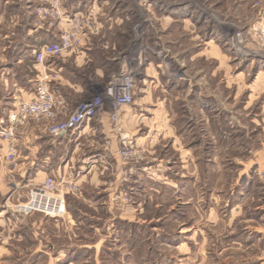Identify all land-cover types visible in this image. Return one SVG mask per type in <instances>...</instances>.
Here are the masks:
<instances>
[{
	"label": "rangeland",
	"instance_id": "rangeland-1",
	"mask_svg": "<svg viewBox=\"0 0 264 264\" xmlns=\"http://www.w3.org/2000/svg\"><path fill=\"white\" fill-rule=\"evenodd\" d=\"M65 4L69 16L84 22L90 49L88 68L80 71L84 94L69 98V110L102 98L113 77L136 69L131 106L139 126L133 136L122 129L141 157L122 160L117 137L122 165L102 177L108 190H79L75 196L81 197L66 202L90 224L73 231L74 245L89 248L84 257L75 254L74 264L83 258L85 264H264V47L249 33L259 22L262 0ZM106 106L111 114L105 103L93 120ZM17 141L13 162L0 155V218L10 221L0 227L1 237L18 233L15 224L26 214L17 208L45 180L25 184L21 175L29 166L21 167L24 151ZM83 195L95 207L81 203ZM122 205L137 207L134 222L117 218ZM44 217L36 213L32 221ZM45 230L56 234L50 225ZM30 232L26 240L17 234L6 240L10 250L0 256L2 264L50 263L32 256Z\"/></svg>",
	"mask_w": 264,
	"mask_h": 264
},
{
	"label": "crops",
	"instance_id": "crops-1",
	"mask_svg": "<svg viewBox=\"0 0 264 264\" xmlns=\"http://www.w3.org/2000/svg\"><path fill=\"white\" fill-rule=\"evenodd\" d=\"M67 1L64 0L65 3ZM262 3L264 7V0ZM80 4L81 2H77V5ZM34 6V3L27 2V0H0V122L7 119L17 101L33 98L36 78L43 71L56 75L51 85L52 92L55 96L64 99L66 103L71 102L70 97H81L85 91L84 75L80 76V71L86 70L90 63L87 55L90 49L87 48V42L84 41L76 50L68 51L59 58L49 60L44 67L35 64L34 52L42 47L44 39L49 40V42L46 40L45 44L54 41L57 38V31L36 25L33 15ZM63 7L69 10L66 4ZM109 115L110 108L106 106L95 120L58 138H52L47 134L45 124L30 121L17 141V147L24 151V163L21 167L29 166V168L22 167L21 177L25 180V184L29 186L36 180L43 181L46 177L69 178L76 181L81 191H86L88 188H103V191H107V184L102 177L108 169L118 171L122 165L116 154L117 136L110 124ZM122 118L124 131L132 136L135 135L139 126L135 109L131 106L124 110ZM141 141L142 145L147 143L144 139ZM6 145L8 144L5 141L0 140V155L4 157L7 154ZM147 145L145 147L149 146ZM107 159L115 161V165H100V170L98 163ZM149 172V168L142 170V173L149 174ZM151 175L155 177L154 172ZM168 185L174 188L170 183ZM77 197L81 196L68 195L66 202L74 203ZM82 198L81 203L89 208L95 207L94 201L86 199L85 195ZM68 203L66 214L60 218L44 217L32 221V216L36 213L22 216L15 224L18 233L5 234L2 237L0 235V256L5 252L6 256L9 255L10 249L6 250L3 246L6 245L7 239L12 240L18 236L19 240L23 238L26 240V233L32 231L33 238L30 239L34 242L35 250L32 256L35 258H50L49 264H74L76 253L82 252L84 257L89 248L85 245H74L73 240L76 234L73 231L79 228H76L77 226L90 225L89 220L87 217L71 212L69 208L71 204L68 205ZM102 205L100 204L99 207L105 208V204ZM136 208L122 205L119 207L120 210L118 209L117 218L128 223L134 222L138 213ZM9 224L8 219L0 218V227L8 228ZM46 225L52 226L56 234L53 236L47 234ZM60 238L65 239L66 243L72 242L71 245L59 244ZM85 260L83 258V264L87 263ZM2 263L5 261H0V264ZM22 264L39 263L36 259L25 261Z\"/></svg>",
	"mask_w": 264,
	"mask_h": 264
},
{
	"label": "built area",
	"instance_id": "built-area-1",
	"mask_svg": "<svg viewBox=\"0 0 264 264\" xmlns=\"http://www.w3.org/2000/svg\"><path fill=\"white\" fill-rule=\"evenodd\" d=\"M34 3L33 15L36 25L55 29L57 38L43 44L34 52V62L44 67L52 59L61 57L68 51L76 50L84 42L85 26L81 18L69 16L63 7L64 0H27ZM261 7V2H256ZM259 22L252 26L249 33L257 37L264 47V8L260 12ZM136 69L113 77L104 88L103 97L90 99L69 110L68 104L61 97L55 96L51 85L55 81L53 73L43 71L36 78L35 91L30 100H19L6 122L0 124V139L8 144L6 159L13 162L17 149L19 133L30 121L45 124L46 132L52 138H58L87 125L97 115L105 103L110 104L112 111L110 121L119 142V156L122 160H141L135 149V143L123 133L121 116L125 108L132 105L134 76ZM80 187L69 178H45L42 184L29 192L28 201L17 210L26 215L40 213L46 217L60 218L65 214L66 197L79 194ZM32 205V206H30ZM24 206L31 208L24 209Z\"/></svg>",
	"mask_w": 264,
	"mask_h": 264
},
{
	"label": "bare ground",
	"instance_id": "bare-ground-1",
	"mask_svg": "<svg viewBox=\"0 0 264 264\" xmlns=\"http://www.w3.org/2000/svg\"><path fill=\"white\" fill-rule=\"evenodd\" d=\"M30 206H32V205H30ZM23 208H24V209H28V208H31V207H29V206H24Z\"/></svg>",
	"mask_w": 264,
	"mask_h": 264
}]
</instances>
